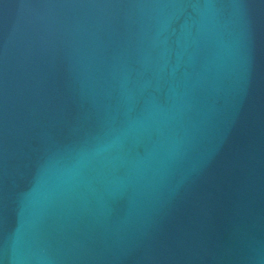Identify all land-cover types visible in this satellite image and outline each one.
<instances>
[{
  "label": "water",
  "instance_id": "1",
  "mask_svg": "<svg viewBox=\"0 0 264 264\" xmlns=\"http://www.w3.org/2000/svg\"><path fill=\"white\" fill-rule=\"evenodd\" d=\"M0 264H264V0H0Z\"/></svg>",
  "mask_w": 264,
  "mask_h": 264
}]
</instances>
